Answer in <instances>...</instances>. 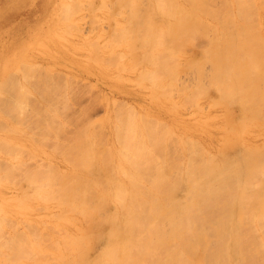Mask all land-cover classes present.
I'll return each instance as SVG.
<instances>
[{
  "label": "bare ground",
  "instance_id": "6f19581e",
  "mask_svg": "<svg viewBox=\"0 0 264 264\" xmlns=\"http://www.w3.org/2000/svg\"><path fill=\"white\" fill-rule=\"evenodd\" d=\"M155 1L158 7H168L166 14L175 22L170 19L167 26L166 20H151L156 27L151 37H118L120 42L114 45L124 44L137 68L143 63L138 48L151 47L141 73L153 86L165 87L166 78L177 79L185 67L188 72L192 69L196 84L179 87L188 104L219 92L210 99L211 104L227 106L224 147L216 156L207 155L198 142L180 141L169 127L132 112V118L117 121L120 147L109 149L101 142L103 147L98 148L100 142L88 132H68L65 127L72 123L65 125L56 109L33 99L34 89L38 90L34 79L41 68L16 56L9 71V52L0 48V111L14 119L37 110L31 115L42 122L39 135L46 145L45 157L56 137L53 149H62L72 164L71 170L63 171L55 161L42 159L33 173L39 168L46 175L50 168L46 178L50 179L44 187L40 183L43 194L36 189L26 194L43 201L44 209L60 205L59 223L52 228L62 223L64 235L55 240L31 221L35 240L27 238L26 246H12L0 264H264V143L251 145L244 139L257 134L254 127L264 130V33L258 20L263 18L264 0ZM185 2L191 3L189 9L183 7ZM205 16L211 20L204 21ZM210 33L203 53L183 66L179 61L187 55L188 42L196 43ZM17 64L22 65L24 81L16 78ZM27 81L34 82V89ZM45 91L50 99L49 88ZM6 127L0 119V129ZM70 136L75 142L67 147L63 141ZM7 145L15 147L0 137V152ZM1 161L0 157L2 167ZM74 213L81 214L87 226L80 225ZM73 226L78 227L76 233H71ZM95 247L99 251L93 253Z\"/></svg>",
  "mask_w": 264,
  "mask_h": 264
},
{
  "label": "rangeland",
  "instance_id": "374dc122",
  "mask_svg": "<svg viewBox=\"0 0 264 264\" xmlns=\"http://www.w3.org/2000/svg\"><path fill=\"white\" fill-rule=\"evenodd\" d=\"M105 1L107 0H0V48L9 52V71L16 56H21L29 64L40 67L42 71L41 69L34 71L37 74L34 82L38 90L34 89V82L31 81L32 83L29 84L27 81L28 87L31 90L34 89L33 99L48 104L51 111L56 109L54 112L59 114V119L64 121L65 125L72 123L73 126L65 127L68 132L83 129L84 132H88L97 144L100 142L101 146L98 148H102L103 144L109 149L120 147L116 134L117 121L119 117L132 118L131 114L135 112L139 118L147 117L169 127L178 140L198 142L207 155L216 156L224 147L228 137L225 131L227 106L222 102L211 104V99L217 98L220 93L210 94L213 96L210 97L211 99L205 98L206 96L200 97L197 100L199 105L188 104L186 95L179 87L185 83L189 86L196 84L192 69H190L192 74L185 67L186 71L181 72L179 78H166L165 87L153 86L150 80L143 78L141 73L142 67L149 62L146 57L151 52V47L138 48V59L143 63L140 64V68H137L133 60L130 62L134 59L132 54H128L131 51L124 44L120 48L114 45L115 41L117 44L118 37L142 39L151 37L156 28L151 20L161 19L163 22L166 20V24L168 21L170 23V19L171 22H175L173 15L169 12L166 14L168 7H158L155 0H151L150 3L145 0L144 6L143 3L141 4L143 0H136L140 5L134 0L132 1L135 3L120 0L117 4L109 0V2ZM171 1L168 3L175 4L178 0ZM219 1L225 2V0ZM178 4L181 5V2L179 1ZM190 5L191 3L185 2L183 7L189 9ZM262 17L258 20L264 33V12ZM210 18L205 16L204 21L211 20ZM224 24H221L222 27L219 25V28L223 29ZM211 35L210 33L197 39L196 43L192 39L193 44L191 41L188 42L185 52L187 55H181L179 62L186 65L190 63L189 59L191 60L194 55H201ZM119 42L118 40V44ZM162 48L164 47L159 46L157 49ZM96 54L101 57L97 58ZM113 64H117L119 68ZM206 68L207 71L211 70L210 65ZM21 69L22 65L17 64L16 78L24 81ZM38 71L43 72L41 73L43 76ZM45 88L50 90V99L47 98ZM28 106L31 107L30 104ZM33 111L37 113L34 109L28 112L33 113ZM31 113L17 115L14 119L3 112L0 113V119L7 126L5 129H0V137L15 144L13 150L7 145L0 152V157L4 161L3 163L1 161V165L5 164V167L2 165L3 168L0 166L1 259L8 258L12 246H26L27 238L35 240L34 231L30 230L34 223L39 224L46 235L55 240L64 235L62 223L60 227L52 228L56 222L59 223L57 215L61 212L60 205L56 203L44 209L43 201L26 194L34 192V189L42 193L41 186H45L50 179V177L46 179L50 168L47 169L46 175L41 174L42 170L39 168L35 171L38 175L33 173L34 169L42 164V159L55 161L63 171L71 170L72 164L62 153V149L54 150L56 137L50 141L48 150L50 159H48V153L45 157L46 153L42 149L46 148V145H43L39 135L42 132V122L32 118ZM78 117L80 118L76 122ZM87 128L90 129L87 130ZM12 129L16 130L11 132ZM51 131L55 132V129ZM263 131L254 127V132L257 134L246 136L244 139L251 145L260 146L264 143ZM70 138L63 141L67 147L75 142L72 136ZM7 162L16 163V165L12 167ZM18 163L21 164L17 165ZM22 165H25L26 169ZM10 175L14 176V179H11ZM54 176L52 177L55 178ZM73 216L78 220L81 219L80 225L87 226L81 214L74 213ZM31 221L32 224L29 225ZM77 230L78 227L73 226L71 233H76ZM49 242L52 241L49 240ZM96 247L92 250L93 253L99 251ZM98 247L100 248V245Z\"/></svg>",
  "mask_w": 264,
  "mask_h": 264
}]
</instances>
